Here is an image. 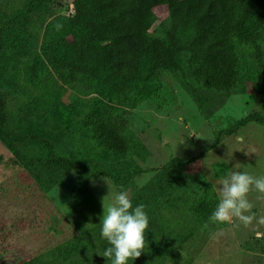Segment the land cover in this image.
Masks as SVG:
<instances>
[{
	"label": "rangeland",
	"instance_id": "1",
	"mask_svg": "<svg viewBox=\"0 0 264 264\" xmlns=\"http://www.w3.org/2000/svg\"><path fill=\"white\" fill-rule=\"evenodd\" d=\"M29 1L0 0V28L24 15ZM251 1L264 13V0ZM74 2L52 0L48 8L9 28L0 50V85L13 129L51 138L60 155H90L102 162L104 153L83 126L94 91L86 79L61 80L44 64L47 27L79 20ZM154 10L156 21L148 35L162 38L168 7ZM237 49L243 74L233 92L207 90L187 70L164 69L157 95L122 107L135 148L127 158L109 160L128 179L125 185L108 177L86 180L74 171L23 167L12 160L16 150L37 157L47 153V145L10 144L0 137V264H111L102 257L100 225L102 197L109 191L106 180L114 192L128 191L134 207L146 206L145 249L129 264H264V238L255 235L264 226L213 224L193 214L194 197L219 199L217 182L231 171L264 175V167L257 165L264 162V126L243 123L264 110V61L256 65L253 55L242 46ZM186 57L181 54L180 60ZM35 63L46 67L42 74L32 73ZM175 158L183 161L181 168H167ZM257 195L250 193L249 198L260 216L264 200Z\"/></svg>",
	"mask_w": 264,
	"mask_h": 264
},
{
	"label": "trees",
	"instance_id": "2",
	"mask_svg": "<svg viewBox=\"0 0 264 264\" xmlns=\"http://www.w3.org/2000/svg\"><path fill=\"white\" fill-rule=\"evenodd\" d=\"M51 1L30 0L24 15L11 18L0 28V50L11 26L21 25L29 14L48 8ZM161 5L169 11L163 22L165 36L150 37L148 30L156 21L154 9ZM74 10L79 20H59L47 27L42 45L44 64L61 80L88 81L95 98L83 126L91 131L104 160L60 155L51 138L13 129L6 93L0 85V137L10 144L45 143L48 147L45 155L37 157L16 150L13 162L26 168L74 171L86 180L108 177L125 185L128 179L116 173L109 160L127 158L135 148L122 107L157 95L162 70H187L200 87L230 93L243 74L238 46L253 55L256 65L264 61V13L251 0H75ZM181 54H187L183 62ZM45 68L35 63L31 71L39 75ZM249 122L264 126V110L248 115L243 123ZM3 160L0 155V163ZM182 165L183 161L175 158L166 167L179 170ZM217 203L216 197L196 195L195 218L209 220ZM102 245L104 250L110 246L106 240Z\"/></svg>",
	"mask_w": 264,
	"mask_h": 264
},
{
	"label": "clouds",
	"instance_id": "3",
	"mask_svg": "<svg viewBox=\"0 0 264 264\" xmlns=\"http://www.w3.org/2000/svg\"><path fill=\"white\" fill-rule=\"evenodd\" d=\"M259 167L264 162L257 161ZM235 169L240 165L236 164ZM106 180V179H105ZM108 194L102 197L103 215L101 217V236L109 247L102 257L111 264H129L139 258L145 249V232L149 227V217L144 204L133 206L129 192H114L111 184ZM218 203L209 217L213 224H236L245 228L253 225L264 226V215L257 216L250 193H257V199L264 200V175L255 176L248 171H231L217 182ZM89 225V224H88ZM86 225V229L88 227ZM205 228L208 227L206 223ZM257 239L264 238V232L255 233Z\"/></svg>",
	"mask_w": 264,
	"mask_h": 264
}]
</instances>
